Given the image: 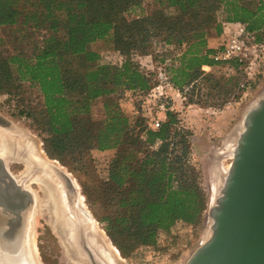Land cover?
Here are the masks:
<instances>
[{
	"label": "trees",
	"instance_id": "obj_1",
	"mask_svg": "<svg viewBox=\"0 0 264 264\" xmlns=\"http://www.w3.org/2000/svg\"><path fill=\"white\" fill-rule=\"evenodd\" d=\"M153 2L159 8L155 13L127 19L140 0H0V27L49 33L30 54H0V92L13 81L38 88L41 103L24 116L44 135L47 154L69 159L67 166L82 165L81 159L91 151H114L94 199L107 236L127 258L139 247L154 246L157 235L176 223L197 225L205 210L198 174L188 164L186 135L177 129L175 114L165 107L164 121L153 130L150 118L129 116L118 103L121 90L138 94L151 90L150 77L131 62L129 52L138 44L145 54L157 38L161 45H185L179 65L170 69V83L182 93L201 76L203 66L240 73L248 62L211 60L215 49L208 47L207 39L210 30L220 34L218 11L223 10L228 23L245 25L257 43L264 33V0ZM171 9L175 16L163 13ZM98 42L116 45L126 59L118 66L99 64L98 53L90 49ZM234 86L243 91L249 82ZM99 98L104 100V119L93 126L86 118Z\"/></svg>",
	"mask_w": 264,
	"mask_h": 264
},
{
	"label": "rangeland",
	"instance_id": "obj_2",
	"mask_svg": "<svg viewBox=\"0 0 264 264\" xmlns=\"http://www.w3.org/2000/svg\"><path fill=\"white\" fill-rule=\"evenodd\" d=\"M241 3H257V0H241ZM158 9L153 0H140L139 5L132 8L126 18H143ZM222 11L221 9L215 15L220 26V34L217 36L214 30H210L207 39L208 47L215 50L225 43L238 25H241L228 23L226 14ZM163 13L169 17L176 14L172 9L164 10ZM242 26L246 28L245 25ZM48 36L49 33L42 29L22 26L0 27V54L6 56L17 51L30 54L35 47H40ZM262 36L259 43L255 41L254 36L247 38L249 59L242 72L229 71L219 65L209 67V70L206 68L202 70L201 67V76L194 84L184 88L182 93H179L171 83L168 87L161 83L158 73L160 70L164 71L171 80L170 69L179 65L180 58L186 50L185 45L173 46L174 49L168 51L157 38L151 40V47L145 54L141 53V46L138 44L135 45L136 49L129 52L131 62L150 77L151 90L145 94L121 90L117 94L118 103L124 113L133 117L142 115L150 120L164 121V116L159 110L160 104L175 114L177 129L186 135L189 146L188 164L198 174L205 210L197 225L176 223L167 232H160L157 235L154 246L139 247L128 258L121 255L107 236L104 224L100 220L102 215L99 203L94 199L95 187L107 177L111 155L109 153L94 155V151H91L81 159L82 165L71 163V166L66 165L69 159L50 157L45 151L44 135L30 117L24 116L26 113L32 114L33 109L41 103L38 88L29 83L13 81L9 83L7 90L0 92V115L27 131L37 143L41 155L69 175L77 189L81 204L97 222L106 240L115 250L120 264H185L195 249L211 236L208 209L219 195L244 116L258 100L264 98V33ZM90 49L98 53V63L101 65L118 66L126 59L116 45L109 43L98 42L91 45ZM167 59L170 62L165 65L164 61ZM235 82L238 85L249 82V86L241 91L240 86H234ZM215 83H218L217 89L212 88ZM189 98L193 100V104L188 103ZM103 102L104 100L99 98L91 104L86 119L93 126H98L104 119ZM11 167L22 168L18 161ZM74 168L77 170L73 171ZM37 232L40 234L37 239L39 243L36 245L42 253L41 264H64L61 259L62 250L56 244V239L48 236V228L38 227ZM53 256L57 258H52ZM63 256L67 259L64 251Z\"/></svg>",
	"mask_w": 264,
	"mask_h": 264
},
{
	"label": "water",
	"instance_id": "obj_3",
	"mask_svg": "<svg viewBox=\"0 0 264 264\" xmlns=\"http://www.w3.org/2000/svg\"><path fill=\"white\" fill-rule=\"evenodd\" d=\"M0 135V138L5 136L15 140L23 157L27 155L22 141L34 142L27 131L1 115ZM39 154L43 158L39 159L41 168L32 167L26 183L42 177L49 181L55 192L69 189L91 221L92 217L81 204L69 175ZM0 172L7 175L5 161L1 157ZM1 177L0 174V195L5 186ZM208 218L211 236L195 249L185 264H264V98L258 100L243 118L230 166L222 180L219 195L208 209ZM69 223V230L75 231L77 224Z\"/></svg>",
	"mask_w": 264,
	"mask_h": 264
},
{
	"label": "flooded vegetation",
	"instance_id": "obj_4",
	"mask_svg": "<svg viewBox=\"0 0 264 264\" xmlns=\"http://www.w3.org/2000/svg\"><path fill=\"white\" fill-rule=\"evenodd\" d=\"M24 142L22 141V144L27 156H22V158L26 159L31 166L26 172L22 162H19L22 166L21 169L11 167L19 159L6 160L1 157L5 160L7 175L13 181H10L6 173L0 172L3 176L1 179L4 180L3 185H5L0 195V264H41L40 256L42 253L36 245L40 235L37 232L38 227L48 228V236L55 238L56 244L62 250L57 235L50 227L51 220H53L52 215L56 212L50 197L57 199L59 210L60 207L62 209L59 212L62 214L63 220L77 224L75 231L69 230L68 247L70 248V254H68L69 256L65 254L67 257L65 259L62 251V262L64 264H78L79 262L75 263L72 259L74 258L82 264H105L103 258L112 257L107 249L108 242L93 217L88 213L92 220L86 218L88 215L77 203V197L69 189L63 188L60 191L56 190V195L51 196L43 187L46 193L42 190L43 194L41 195L42 192L39 187L35 192L34 188L36 187L30 182L26 183L27 176L31 174L29 171L35 166L41 168L39 159L43 158L39 154L35 141ZM36 180L45 187H47V183L50 184L42 177H37ZM30 185L33 186L28 188L27 186ZM37 202L38 205H36ZM47 204L52 211V215L49 211L43 210ZM92 242L95 243L94 246L100 252L96 250ZM101 254H103V258ZM52 258L57 257L53 256Z\"/></svg>",
	"mask_w": 264,
	"mask_h": 264
},
{
	"label": "bare ground",
	"instance_id": "obj_5",
	"mask_svg": "<svg viewBox=\"0 0 264 264\" xmlns=\"http://www.w3.org/2000/svg\"><path fill=\"white\" fill-rule=\"evenodd\" d=\"M240 129H242V125L240 126ZM20 148H19V145L17 144V142L15 140L9 139V138H7L5 136H2L0 138V157H3L6 160L7 159H19L17 161L18 162H22V164L24 166V171L26 172V170H29L31 168V166L29 165V163L26 160H24L22 158L23 154H21ZM225 173H226V171H225ZM47 182H49V181H47ZM32 184L36 187V188H34L35 189L34 190L35 192H36L37 188L39 187V189H41V192L45 188V190L51 196H55L56 195L55 194V191H54V188H53V186H51V184H48L47 183V185H46L47 187H45V186H43V184H40L39 181H37L36 179L33 180ZM32 186L30 185V186H27V187L30 188ZM45 190H44V192L46 193ZM40 194L42 195L43 192L40 193ZM35 195H36V193H35ZM36 199H37V195H36ZM50 201H52L54 203L53 204L54 205V211H56L54 213V215H52V211L48 208V204L46 205V207L43 210H45L46 212L49 211L50 214L52 215L53 220H51L50 227L55 232V234L57 235V237H58L57 239L60 242V245L62 247V251H64V254H66L67 256H69L68 254H70V248L68 247V245H69L68 244V238H69V233H70L69 229H70L71 224L69 223L68 220H66V221L63 220L62 214L59 212L62 209L60 207V210H59V205L57 203V199L55 197H50ZM55 201H56V203H55ZM37 205H38V202H37ZM37 209H39V208L37 207ZM39 211H41V210H39ZM94 245H95V243H93V246ZM109 246H110V244H109ZM109 246L107 244V249L111 253L112 257L103 258L104 256H103V254H101V257L103 256L102 258L106 262L105 264H120L119 263V260L117 259V254H116L115 250L112 247L110 248ZM96 250L99 251L97 248H96ZM72 259L74 260L75 263L79 262L78 264H82L80 261H78V260H76L74 258H72ZM109 261H111V262H109Z\"/></svg>",
	"mask_w": 264,
	"mask_h": 264
},
{
	"label": "built area",
	"instance_id": "obj_6",
	"mask_svg": "<svg viewBox=\"0 0 264 264\" xmlns=\"http://www.w3.org/2000/svg\"><path fill=\"white\" fill-rule=\"evenodd\" d=\"M249 35L246 33V28L242 25H238V28L235 29V31L231 34V36L225 41V43H222L218 49L215 50V53L210 57L211 60L214 63H222L230 61L234 58H242V60H248V52L249 47L247 43V38ZM165 50L172 51L174 48L173 46H164ZM255 49V47H252ZM179 56V54H177ZM170 60H165L164 64L166 65L169 63ZM206 66L202 67V70H204ZM209 68V67H207ZM206 68V69H207ZM158 79L161 83H164L167 87L170 86V80L168 75L164 71H159L158 73ZM172 88V87H170ZM161 96V94H159ZM159 110L164 114L165 112V106L160 104ZM160 120L159 119H153L151 122H149V127L153 130H156L159 128Z\"/></svg>",
	"mask_w": 264,
	"mask_h": 264
},
{
	"label": "crops",
	"instance_id": "obj_7",
	"mask_svg": "<svg viewBox=\"0 0 264 264\" xmlns=\"http://www.w3.org/2000/svg\"><path fill=\"white\" fill-rule=\"evenodd\" d=\"M210 48V47H209ZM212 49V48H211ZM207 68V67H206ZM209 70V68H207ZM95 152V153H94ZM93 154H104V153H109L111 155V157H113L114 151H106V152H98V151H94Z\"/></svg>",
	"mask_w": 264,
	"mask_h": 264
}]
</instances>
